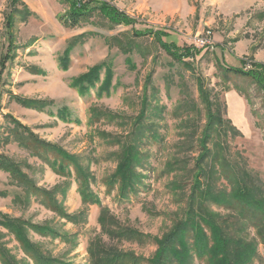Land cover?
I'll list each match as a JSON object with an SVG mask.
<instances>
[{
    "label": "rangeland",
    "instance_id": "1",
    "mask_svg": "<svg viewBox=\"0 0 264 264\" xmlns=\"http://www.w3.org/2000/svg\"><path fill=\"white\" fill-rule=\"evenodd\" d=\"M74 1L106 8L71 28L60 20L67 0H0V264H36L37 254L92 264L90 243L96 261L128 254L124 264H155L191 198L203 199L199 167L228 200L206 206L235 225V239L258 245L251 264H264L248 224L260 210L240 203L236 183L246 182L252 206L264 200V89L231 71L264 68V0ZM108 9L131 23L112 21ZM127 157L134 190L123 200ZM82 183L98 203L84 202Z\"/></svg>",
    "mask_w": 264,
    "mask_h": 264
},
{
    "label": "trees",
    "instance_id": "2",
    "mask_svg": "<svg viewBox=\"0 0 264 264\" xmlns=\"http://www.w3.org/2000/svg\"><path fill=\"white\" fill-rule=\"evenodd\" d=\"M67 1L70 2L69 11L66 13V15L61 17L60 20L62 21L64 26L71 28L79 26L81 22L86 20V15H88V12H90L92 9L106 8L103 5H97L96 3L81 5V3L74 0ZM107 15L112 21L116 23H131L129 19L121 17L117 12L113 10L108 9ZM12 16L13 15H10L8 17V30H11L13 28L14 19L12 18ZM11 36L9 37L10 42L12 41ZM187 56H190V54L185 53L178 57L183 59ZM256 67H258L260 70H254V73H245L244 71L237 69H233L231 71L236 74L252 77L256 81V83H258L264 89V68H262L261 66ZM96 78L97 77H95V79ZM24 104L27 105L30 103L25 102ZM26 134H30L33 137V135L28 131H26ZM205 136L206 139L204 140V143H206L208 139V136ZM72 164L73 162L70 161L68 163V166H72ZM131 164L132 161L130 157H127L124 160V165L126 167L124 168L125 183L121 186L120 192V197L123 200L127 199L126 192L133 193L134 190L131 185L133 184L132 178L135 174L134 172H132ZM2 166L3 168H6V170L9 171L12 175H15V173L19 175L20 170L14 163L6 161V167L5 165ZM60 168L63 169L64 164L60 166ZM198 170L199 171L197 174V183H195V189H198V193L202 195L203 199L199 200L200 203L197 204L194 202L198 201H195V198H191L188 203L186 217L173 228L171 233L165 239L158 243L159 251L156 255V258L154 259L155 264H173L174 262L177 264H193V261L191 259V256L193 254L198 260L204 259L208 264L217 261L215 260L216 258L218 259L219 264H251L258 257V245L247 242L244 238L235 239L227 230V228L231 229L235 225H233L232 223L230 224L227 219L220 218L218 217V215L212 213L209 210L208 206H206L208 201L225 204V202H227L228 200L226 195H224L223 193L214 194L215 188L211 183V171L206 173L203 167H199ZM19 178H21L20 175ZM199 178H204L205 183H203V185L198 181ZM229 179L230 181L232 180L231 177ZM236 183L240 184L238 185V187L241 186L242 188L243 186V188L240 189L242 190V192H239V194L237 195L238 197L243 198L242 200H240V203H243L244 207L249 210L252 209V207H256L257 210H260V213L256 214L253 220H248V224L253 225L257 229L258 238L261 242L260 244L264 245V202H262L264 200L257 199L256 202L258 204L256 206H252L250 202L253 201L254 197L251 190H248L244 187L246 182L242 180V178H240L238 179V181H236ZM20 184L28 185V179H22V182ZM80 190L84 202H89L92 204L98 203V199H96L94 196L87 198L88 191L87 186L85 187L84 183L80 184ZM85 190L87 192H85ZM56 210L58 211L59 209ZM102 221L103 219L101 217L100 222ZM8 223L6 222L5 224ZM10 229L16 235L17 239L21 242L25 251L28 250L29 252L38 253V250L29 242L27 236L24 233L25 231L21 227H17L15 229L12 226ZM36 231L41 235H52L54 237L56 236L62 238L59 233L50 230L49 228L47 229V227L38 226V229H36ZM128 233L131 234V232ZM190 234L191 240L194 241V245L192 247H190L189 243H187ZM93 247V243H90L89 252L92 255V264H124L129 258L128 257L126 259V257L129 256L128 254L105 255L103 253L101 259L99 261H96L94 260L96 257L93 251ZM3 252L4 251L0 249V255L3 256ZM35 261L36 264H62L58 261H49V259L42 256L39 257V254H37Z\"/></svg>",
    "mask_w": 264,
    "mask_h": 264
},
{
    "label": "built area",
    "instance_id": "3",
    "mask_svg": "<svg viewBox=\"0 0 264 264\" xmlns=\"http://www.w3.org/2000/svg\"><path fill=\"white\" fill-rule=\"evenodd\" d=\"M210 44V40L208 38L206 39H199L198 46L201 48H204Z\"/></svg>",
    "mask_w": 264,
    "mask_h": 264
}]
</instances>
